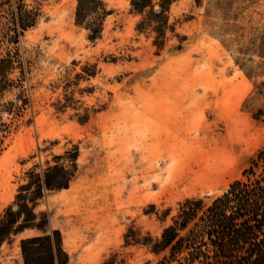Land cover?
Returning <instances> with one entry per match:
<instances>
[{
  "label": "rangeland",
  "instance_id": "374dc122",
  "mask_svg": "<svg viewBox=\"0 0 264 264\" xmlns=\"http://www.w3.org/2000/svg\"><path fill=\"white\" fill-rule=\"evenodd\" d=\"M101 1L89 39L77 0H0V221L30 172L78 155L69 187L35 202L41 229L6 239L0 264L55 230L68 264H157L179 206L246 181L264 149V0H174L160 46L138 27L148 8Z\"/></svg>",
  "mask_w": 264,
  "mask_h": 264
},
{
  "label": "trees",
  "instance_id": "16d2710c",
  "mask_svg": "<svg viewBox=\"0 0 264 264\" xmlns=\"http://www.w3.org/2000/svg\"><path fill=\"white\" fill-rule=\"evenodd\" d=\"M173 1L160 0L155 9L151 0H131L133 10L139 14L148 8L138 27L151 26L157 46L162 44L168 29L167 12ZM104 15L101 0H77L75 22L85 26L89 39L101 34ZM77 156V151L55 156L53 164L41 174H28L29 181L20 186L12 206L0 221V245L25 229H41L33 206L45 191L69 187ZM244 174L246 181L232 182L206 207L200 200L190 199L179 206L172 224L152 246L155 253L165 252L157 264H264V149ZM13 205L17 207L15 211ZM20 250L23 264H68L61 234L56 230L21 240Z\"/></svg>",
  "mask_w": 264,
  "mask_h": 264
}]
</instances>
